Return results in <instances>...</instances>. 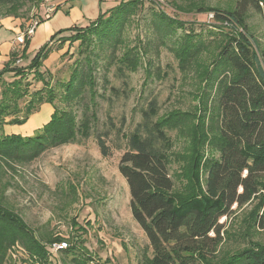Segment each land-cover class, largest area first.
<instances>
[{"label": "trees", "instance_id": "obj_1", "mask_svg": "<svg viewBox=\"0 0 264 264\" xmlns=\"http://www.w3.org/2000/svg\"><path fill=\"white\" fill-rule=\"evenodd\" d=\"M142 1L121 0L88 26L55 33L40 46L28 65L13 66L17 59H25L29 46L25 35L20 54L13 52L0 70V162L3 165L13 168L12 164H24L47 149L75 141L77 135L88 137L91 123L97 121L92 111L97 93L89 51L74 62L65 92L61 94L68 107L82 99L85 87H89V104L81 103L84 111L80 119L72 110L57 111L54 93L46 80L49 74L45 75L41 67L53 51L51 44L55 39L60 38L61 45L68 40L78 41L77 52L81 55L87 38L96 35L99 47L122 45L116 59L120 72L135 71L139 53L137 49H126L122 34L131 16L140 11ZM193 3L175 8L179 12L212 13L221 24L224 44L221 48L217 44V57L206 65L200 56L204 46L200 48L201 42H194L193 34L188 32L186 35L190 36L172 53L183 73L191 70L195 73L196 68L204 66L196 77L205 87V98L191 111L172 110L156 119L157 111L151 103L127 137L118 171L128 187L132 219L151 248L148 264H264V246L230 256L219 248L221 235H231L219 220L230 217L233 206L241 208L264 192V49H259L246 24L248 8L261 12L260 4L264 5V0H238L232 10L205 9ZM0 6L5 8L6 16L21 20V0H0ZM159 17L168 24L183 26L163 13ZM65 31L73 35L68 39L59 37ZM29 74L31 80H27ZM6 75H11L12 80H6ZM33 82L40 83L42 88L31 92ZM207 90L213 91L211 101L216 105L212 106L219 109L216 116L205 114L210 108ZM43 103L51 104L54 111L40 130L27 137L4 134L5 125L22 124ZM173 131L181 143L176 152H172ZM96 141L101 155L107 157L110 150L103 138L97 137ZM204 146L211 152L205 153ZM210 147L218 153L216 158ZM171 156L180 163V170H173L172 175ZM260 207L261 203L256 213L248 215L247 229L264 227V212L259 214ZM16 243L41 261L50 254L49 247L42 246L22 219L0 202V264L6 263L8 251Z\"/></svg>", "mask_w": 264, "mask_h": 264}, {"label": "rangeland", "instance_id": "obj_2", "mask_svg": "<svg viewBox=\"0 0 264 264\" xmlns=\"http://www.w3.org/2000/svg\"><path fill=\"white\" fill-rule=\"evenodd\" d=\"M120 1L21 0L23 7L19 17L21 21H30L31 26L47 20L46 23L55 34L65 29L88 26ZM236 1H142L140 11L131 16L122 34L126 49H137L139 53V61L133 72H120L117 69L119 64L116 59L121 54L122 45L113 48L105 44L99 47L96 35L87 38L85 51L82 50L81 55L77 52L78 41L71 43L68 40L63 45L60 44V38L52 41L53 51L43 62L41 71L45 75L49 74L46 80L50 83V92L54 93L57 111L72 110L80 119L84 111L81 103L89 104L88 86L84 89L83 100L77 99V102L67 107L61 99L74 62L89 51L88 56L94 63L91 76L97 93L92 111L97 121L91 123L88 137L77 135L75 141L47 149L32 161L12 164L13 168L0 162L1 205L18 215L42 246L61 242L67 244V248L59 250L55 257L49 258L50 254L47 253L45 261H41L16 243L8 251L5 264H148L151 248L144 233L132 219L128 187L118 171L120 157L127 146V137L134 132L141 122V113L147 111L151 103L157 111L154 116L156 119L172 110L191 111L205 98V87L200 85L196 77L199 72H203L204 66L196 68L195 73L192 70L183 73L178 68L172 50L191 32L192 40L201 42L200 48L204 46L200 56L205 60L204 64H209L215 60L219 47L224 44L221 41V24L214 20L210 12H179L175 5L195 2L193 4L205 9L232 10ZM260 9L261 12L248 8L246 24L259 49L263 50L264 5L260 4ZM160 13L183 26L168 24L167 20L159 17ZM6 17L5 8L0 6V20ZM42 27L37 32H43ZM71 35L72 32L65 31L59 37L68 39ZM37 45L38 42H35L29 54L26 53L25 61L17 66H26L31 62L40 46ZM30 78L31 74L27 75V80ZM7 80H12L11 75H7ZM33 83L31 92L42 88L40 83ZM207 93L210 108L205 114L216 116L219 109L212 106L216 105L215 101H211L213 91L207 90ZM53 111L51 104L43 103L22 124L8 125L10 127L3 132L22 137L32 136L50 121ZM175 134L176 131L170 134L173 136L172 152L178 151L181 146ZM97 137H102L108 146L110 154L107 157L101 155ZM207 146L203 150L210 153ZM212 151L216 158L218 153ZM171 158L172 175L173 170H180V163L177 164L173 156ZM260 203L259 214L262 215L264 192L241 208L233 206L230 217L219 220L231 234L226 236L223 233L219 246L228 256L264 246V227H245L248 215L256 213ZM47 238L50 241H46Z\"/></svg>", "mask_w": 264, "mask_h": 264}, {"label": "crops", "instance_id": "obj_3", "mask_svg": "<svg viewBox=\"0 0 264 264\" xmlns=\"http://www.w3.org/2000/svg\"><path fill=\"white\" fill-rule=\"evenodd\" d=\"M46 21L47 20L40 22L35 27L31 35H26V32L29 29L30 21L24 22L13 17H6L0 20V70L10 60V56L13 52H17L18 54H20V51L22 50L23 45L19 44L16 41L17 36L25 34L29 39V46L26 51L27 55L33 49V45L35 42H38V45L36 46L38 47L39 45L42 46L51 38L54 33L52 28L46 23ZM41 25H43L42 28H44L43 32H40ZM38 29L40 30L37 32ZM40 46L38 47V49L40 48ZM24 61V58H19L16 60L13 66L18 65L19 63ZM4 79H6V77H4ZM8 127L10 126L5 125L3 131H7Z\"/></svg>", "mask_w": 264, "mask_h": 264}, {"label": "built area", "instance_id": "obj_4", "mask_svg": "<svg viewBox=\"0 0 264 264\" xmlns=\"http://www.w3.org/2000/svg\"><path fill=\"white\" fill-rule=\"evenodd\" d=\"M159 1V0H158ZM35 26H36V23H34L32 26L30 25L29 26V29L27 30L26 32V35H31L35 29ZM24 37H25V34L23 35H19L16 37V41L19 43V44H24ZM49 247V252H50V257H55V254L59 251V250H64L67 248V244L65 242H61V243H57V244H51L48 246Z\"/></svg>", "mask_w": 264, "mask_h": 264}]
</instances>
